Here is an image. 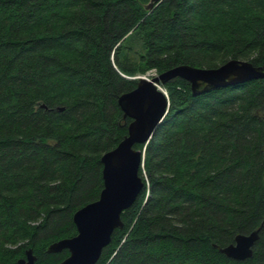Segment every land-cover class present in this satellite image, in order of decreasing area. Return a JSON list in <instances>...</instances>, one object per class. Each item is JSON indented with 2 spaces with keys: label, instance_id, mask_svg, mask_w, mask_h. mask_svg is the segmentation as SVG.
Returning a JSON list of instances; mask_svg holds the SVG:
<instances>
[{
  "label": "trees",
  "instance_id": "16d2710c",
  "mask_svg": "<svg viewBox=\"0 0 264 264\" xmlns=\"http://www.w3.org/2000/svg\"><path fill=\"white\" fill-rule=\"evenodd\" d=\"M0 0V264L76 233L126 134L117 97L136 76L242 59L264 69V0ZM142 187L93 264H264V79L192 95L162 84ZM58 108H61L58 110ZM252 253L218 251L260 223Z\"/></svg>",
  "mask_w": 264,
  "mask_h": 264
},
{
  "label": "water",
  "instance_id": "95a60500",
  "mask_svg": "<svg viewBox=\"0 0 264 264\" xmlns=\"http://www.w3.org/2000/svg\"><path fill=\"white\" fill-rule=\"evenodd\" d=\"M157 1L148 0L144 8L150 10ZM175 77L187 81L194 96L210 89L264 79V69L246 60L228 59L212 68L178 64L149 79L138 76L135 86L116 99L122 118L127 117L130 121L126 134L99 158L102 187L97 198L72 213L76 230L73 236L53 241L46 247L47 253L67 251V256L55 264L95 263L102 247L109 242L112 231L121 228L120 213L132 204L142 187L138 175L142 153L133 145L145 144L166 113L167 98L156 88V84ZM261 226L262 222L247 234L234 235L233 242L218 248V251L234 260L249 258ZM34 260L31 249H26L24 257L18 258L15 264H34Z\"/></svg>",
  "mask_w": 264,
  "mask_h": 264
},
{
  "label": "rangeland",
  "instance_id": "374dc122",
  "mask_svg": "<svg viewBox=\"0 0 264 264\" xmlns=\"http://www.w3.org/2000/svg\"><path fill=\"white\" fill-rule=\"evenodd\" d=\"M156 75H157V73H155V71L151 70V71L147 72L145 75H138V76H143V77L149 79V78H151V77H153V76H156ZM138 76H136V78H137ZM200 86H201V85H200ZM156 88H157L159 91H161V92L166 96V91H165L164 87L162 86V84H160V83H159V84H156ZM166 98H167V97H166Z\"/></svg>",
  "mask_w": 264,
  "mask_h": 264
}]
</instances>
